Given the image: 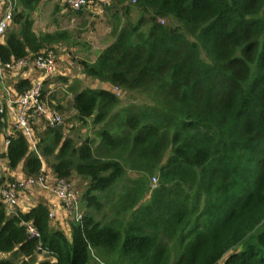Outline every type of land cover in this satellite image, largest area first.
Here are the masks:
<instances>
[{
    "label": "trees",
    "instance_id": "obj_1",
    "mask_svg": "<svg viewBox=\"0 0 264 264\" xmlns=\"http://www.w3.org/2000/svg\"><path fill=\"white\" fill-rule=\"evenodd\" d=\"M40 2L17 0L1 64L67 40L65 31L34 32ZM102 7L111 42L80 66L105 88L65 90L91 136L46 128L34 151L14 132L0 154L26 177L44 159L55 178L81 180V222L67 235L45 202L12 215L0 202V264H264V0ZM29 87L15 85L16 95ZM6 124L0 114V137ZM10 180L0 174V188Z\"/></svg>",
    "mask_w": 264,
    "mask_h": 264
},
{
    "label": "built area",
    "instance_id": "obj_2",
    "mask_svg": "<svg viewBox=\"0 0 264 264\" xmlns=\"http://www.w3.org/2000/svg\"><path fill=\"white\" fill-rule=\"evenodd\" d=\"M66 9L79 12H94L107 5L109 0H62ZM17 7V0H0V43L3 42L7 30L10 28L13 14ZM59 59L55 50L44 49L39 54L26 59L12 61L7 64L0 62V114L10 113L11 130L4 138V148L9 143V137L14 132L20 133L30 145L31 150H36L37 139L35 126L57 128L63 124V117L44 103V82L61 76L58 63ZM29 70L36 73V78L30 87L23 92L14 95L11 88L4 84L6 73H18ZM153 182L155 180L153 179ZM40 190L53 197L56 203H46L49 207L48 218L51 222L57 219L56 208L60 206L69 223H80L82 211L80 209L81 195L72 187L69 181L57 179L51 172H45L42 167L40 173L34 177H13L9 182L5 181L0 188V202L4 205L8 215L19 211L21 196L31 190ZM27 232L30 237H38L31 224H27Z\"/></svg>",
    "mask_w": 264,
    "mask_h": 264
},
{
    "label": "rangeland",
    "instance_id": "obj_3",
    "mask_svg": "<svg viewBox=\"0 0 264 264\" xmlns=\"http://www.w3.org/2000/svg\"><path fill=\"white\" fill-rule=\"evenodd\" d=\"M110 16V12L103 11V7L98 15L86 11L80 15H75L73 11L66 9L62 0H41L38 8L32 13L34 21L33 30L36 34L54 33L58 31H65L67 33V40L55 44L48 49L55 50L59 59V71L65 69L68 72V77L66 78L68 82L66 85H63V83H58L56 81L57 78H51L48 82L51 81V83H54V87L52 89L50 87H44L43 99L45 105L55 110L63 117V124L60 128L64 135H70L76 141L79 138L83 140L86 135L91 136L92 128L83 127L76 122L75 113L70 109L69 105L72 96L65 90L67 85L75 82L80 83L81 89L91 87V85L94 84V80L85 78L82 75L80 62L94 61L98 53L111 42L109 36ZM7 74L9 73H6V76ZM96 83L94 88H105L103 84ZM121 97L124 104L143 102L141 97L137 95H122ZM41 128L42 127L38 125L34 128L38 137L41 135ZM3 149V143L1 144L0 142V153H2ZM42 161V167H45L44 170L48 169L47 166H49V164L44 159ZM4 167H6V165L3 160H1L0 174L2 176L4 174ZM45 172H47V170H45ZM69 183L80 195L82 194L85 184L81 180L73 177L69 180ZM152 183H154L153 180ZM37 200L38 203L44 202L42 198H37ZM53 226L57 227V225L54 224Z\"/></svg>",
    "mask_w": 264,
    "mask_h": 264
},
{
    "label": "crops",
    "instance_id": "obj_4",
    "mask_svg": "<svg viewBox=\"0 0 264 264\" xmlns=\"http://www.w3.org/2000/svg\"><path fill=\"white\" fill-rule=\"evenodd\" d=\"M104 11V10H103ZM101 12V9H96L93 13L92 12H88V13H92V14H99ZM11 27V26H10ZM10 29V28H9ZM61 76H58L56 77L57 79L58 78H67L68 77V72L64 69L61 71ZM12 76V77H10ZM36 73L34 72H30L29 70H22V71H19L18 73H9L7 74V76H5V80H4V84L11 88V93L14 95H16V89H15V85L17 86L20 82H29V84H31V82L33 81L34 78H36ZM54 78V79H56ZM56 79V80H57ZM49 81V80H48ZM51 83V81H50ZM97 84L95 81H94V84L91 85L90 88H94ZM51 89L54 87V83H52L50 86H49ZM16 90V91H15ZM24 91V90H23ZM22 91V92H23ZM6 115V129L3 131L1 137H0V142L1 144L3 143L4 144V138L6 135H8L9 131L11 130V116H10V113H5ZM4 147V145H3ZM5 149V148H4ZM2 151V153H4V150ZM0 153V154H2ZM3 160L4 164L6 165V160L4 159H0V161ZM45 168V167H44ZM47 170V172H51L48 169H45ZM3 176L5 178H13V177H23V173H22V168L19 167L17 168L16 170L14 171H11V170H8L7 168V165L6 167H4V174ZM21 200H20V205H19V211L21 213H26L30 208H32L34 205H36L38 202L37 198H42V200L45 202V203H56L57 204V201L53 199V197L51 195H49L48 193L46 192H42L40 190H31L29 192H26L24 193L22 196H21ZM57 206L56 208V214H57V219L55 221H53L52 223L54 225H57V227H59L62 231H64V233H66L67 235H70L69 232H70V229H69V222L67 221L66 219V214L64 212V210L58 206V205H55ZM0 258H7V255H1L0 254ZM43 258L40 256L38 257V260H42ZM218 264H223V261L219 262Z\"/></svg>",
    "mask_w": 264,
    "mask_h": 264
}]
</instances>
